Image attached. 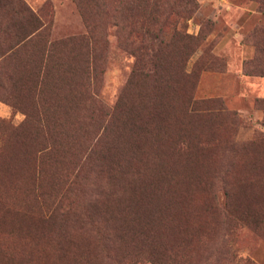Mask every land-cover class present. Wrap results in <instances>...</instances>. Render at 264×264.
<instances>
[{"label":"rangeland","instance_id":"1","mask_svg":"<svg viewBox=\"0 0 264 264\" xmlns=\"http://www.w3.org/2000/svg\"><path fill=\"white\" fill-rule=\"evenodd\" d=\"M186 1L0 0V264H264V0Z\"/></svg>","mask_w":264,"mask_h":264},{"label":"trees","instance_id":"2","mask_svg":"<svg viewBox=\"0 0 264 264\" xmlns=\"http://www.w3.org/2000/svg\"><path fill=\"white\" fill-rule=\"evenodd\" d=\"M16 2V1H15ZM185 4H187V5H191V4H193V2L191 1V0H187L186 2H185ZM35 20V19H34ZM12 49V47H9L8 46V50H11ZM1 54V53H0ZM189 106V105H188ZM209 209H211L210 207L207 209L206 208V210H205V212H208L209 211ZM214 211V210H213ZM76 219H78V218H76ZM187 221V220H186ZM143 223H144V225L146 226V225H148L149 224V222L147 221V222H145L144 220H143ZM124 229H125V232H126V230H127V233H129V232H131L133 229L134 230H136V228L135 227H129L128 225H126L125 227H124ZM138 230L140 229V228H137ZM154 229V228H153ZM148 232H150V231H152V229L150 228V229H148L147 230ZM143 234V233H142ZM145 235H146V237H148V233L147 232H145L144 233ZM152 244H153V242H151ZM154 245V244H153ZM152 255H153V257H152V259H150L151 260V262L153 263V264H168V262L162 257V255L161 254H159V255H157L156 254V250H154L153 252H152ZM188 256L189 255H187V258H188ZM183 256H181V258H182ZM223 257H224V259H226V262H224V264H233V260L235 259L234 257H231V255L229 254V257L227 258V256H226V252H225V255H223ZM187 258H185L183 261H182V263L183 264H185V262H186V260H187ZM237 262H240V263H242V264H249V262L247 261V260H236Z\"/></svg>","mask_w":264,"mask_h":264}]
</instances>
